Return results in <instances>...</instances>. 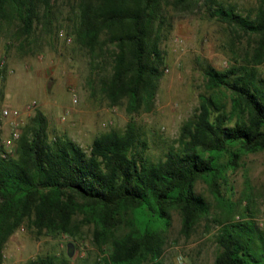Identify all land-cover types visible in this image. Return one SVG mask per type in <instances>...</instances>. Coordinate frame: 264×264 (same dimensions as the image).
Instances as JSON below:
<instances>
[{"label": "trees", "instance_id": "obj_1", "mask_svg": "<svg viewBox=\"0 0 264 264\" xmlns=\"http://www.w3.org/2000/svg\"><path fill=\"white\" fill-rule=\"evenodd\" d=\"M172 1L180 9L202 3L210 17L254 37L245 62L223 70L206 66L196 111L175 143L153 159L132 115L154 103L163 62L162 0H75L74 41L92 69L109 67L99 78L102 92L112 106L125 100L130 119L123 131L97 134L86 150L66 135L50 139L38 112L23 127L15 156H2L0 144V259L23 224L48 235H75L88 225L96 246L112 249L92 264H163L172 210L189 234L209 211L197 182L223 205L227 171L243 154L264 149V78L256 68L264 61V2L242 14L220 0ZM56 17L52 0H0V30L4 20L17 19L25 37L36 24L51 32ZM230 203L214 264H264V231L252 219H234ZM23 264L69 263L39 255Z\"/></svg>", "mask_w": 264, "mask_h": 264}, {"label": "rangeland", "instance_id": "obj_2", "mask_svg": "<svg viewBox=\"0 0 264 264\" xmlns=\"http://www.w3.org/2000/svg\"><path fill=\"white\" fill-rule=\"evenodd\" d=\"M220 1L234 5L242 14L254 12L264 2ZM52 2L57 17L51 32L36 24L34 33L25 37L17 19L3 21L0 103L10 110H21L35 99L33 112L18 115L21 132L41 112L50 139L66 135L87 150L97 134L112 128L123 131L130 115L125 100L112 106L102 92L99 78L109 74V67L92 69L87 52L74 41L75 0ZM162 13L166 15L160 41L163 62L154 103L150 111L132 115L153 159L162 157L175 143L182 123L196 111L199 94L205 91L206 66L223 70L241 64L246 60L244 50L254 44V37L210 17L202 3L180 9L172 0H162ZM256 68L264 78V61ZM221 90L228 98L229 91ZM10 118L0 117V144L10 131ZM17 143L10 156L16 155ZM239 163L227 171L222 195L229 198L226 203H234V219H252L264 231V149L243 154ZM196 191L206 197L209 211L186 234L180 214L172 210L171 223L163 232L159 257L163 264H214L219 251L217 235L228 207L214 197L204 181L197 182ZM111 252L108 244L96 246L88 225L75 235H48L23 224L3 246L0 264H23L39 255H53L69 264H92L102 262Z\"/></svg>", "mask_w": 264, "mask_h": 264}, {"label": "built area", "instance_id": "obj_3", "mask_svg": "<svg viewBox=\"0 0 264 264\" xmlns=\"http://www.w3.org/2000/svg\"><path fill=\"white\" fill-rule=\"evenodd\" d=\"M37 101L35 99L30 100L21 110L15 109L10 110L0 103V117H11L9 120L10 131L1 140L2 151L1 155L6 157L13 154L15 150V142L19 139L21 135V118L19 119L20 114H30L34 111Z\"/></svg>", "mask_w": 264, "mask_h": 264}]
</instances>
